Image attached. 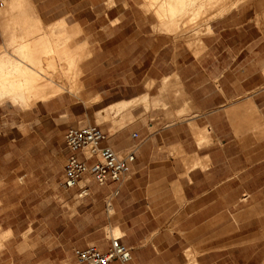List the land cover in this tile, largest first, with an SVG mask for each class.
<instances>
[{"label": "rangeland", "instance_id": "obj_1", "mask_svg": "<svg viewBox=\"0 0 264 264\" xmlns=\"http://www.w3.org/2000/svg\"><path fill=\"white\" fill-rule=\"evenodd\" d=\"M203 1H197L196 6ZM149 2L72 1L69 8L74 16L68 23L64 18L45 19L47 32L69 37L70 49L80 53V85L75 93L63 90L28 108L9 99L0 100V264H79L75 248L99 245L102 240L109 244L117 237L112 229L120 219L113 213L112 204L124 194L114 198V189L98 195L92 189L89 196H80L79 186L94 184L99 188L89 173L76 187L63 186L64 166L70 155L65 134L71 127L98 125L108 141L117 145L114 149L125 155L134 148L118 147L122 140L118 136L125 134L118 131L119 126L124 124H129L126 137L130 146L140 142L131 137L132 133L140 132L147 142L145 154L176 155L186 166V173L196 165L211 166L205 175L196 173L193 179L198 185H191V189H213L203 201L213 203L208 214H221L213 225L214 232L249 235L252 243L261 240L257 256L264 264V93L244 101L233 95L241 88L233 78L242 76L241 68L263 62V52L239 59L244 65L231 67L222 86L228 97L221 98L210 90L194 95L203 109L202 117L189 119L187 125L196 139L202 130L198 125H204L207 137L201 139L199 154H210L213 165L209 159L201 164L203 158L198 156L186 128L189 92L182 78L197 76V81L188 84L191 89L198 81H209L210 74L230 69L235 59L223 56L214 64L219 51L209 37L212 29H208L215 18L203 26L204 16L188 25L183 34L157 20L148 9ZM239 2L228 13L234 11L231 15L263 23L264 0ZM209 47L207 74H200L193 67H198L194 56ZM59 72L56 80H49L63 81ZM257 84H261L257 78L242 83L251 87ZM166 170L171 173L166 185L149 186L142 179L135 188L144 193L145 189H155L149 200L159 207L170 200V194L157 190L182 189L177 182L169 184L181 176L177 175L181 165L167 164ZM134 193L128 192L126 197L133 199Z\"/></svg>", "mask_w": 264, "mask_h": 264}, {"label": "crops", "instance_id": "obj_2", "mask_svg": "<svg viewBox=\"0 0 264 264\" xmlns=\"http://www.w3.org/2000/svg\"><path fill=\"white\" fill-rule=\"evenodd\" d=\"M8 1L9 0H5L4 3L0 5V9H2L4 4ZM72 1L79 0H20L22 5L21 13L22 16L30 19L32 23L45 30V28H47L45 27V19L47 18H64L65 22L68 23L69 18L74 16V13L70 10L71 8H69ZM234 7L219 16L221 18H215L216 20L212 22L211 26L209 23L208 29H212V33L209 37H212L219 51L218 55L214 56V64L216 65L221 57L227 56L231 59H235V61L231 63L230 69H225L220 73L217 72V74H210L209 81L203 80L202 84L198 81L193 84L191 89L188 87V84L192 80L197 81V76H183L182 78L183 84L187 85L186 92H189L186 98V102H189V105L186 106V128L197 148L198 156L203 158V161H200L201 164L207 162L209 159L210 165H213L210 154L207 152L202 155L199 154L203 148V146H201V139L207 137V134L203 130L204 125H198V128L202 129L197 132L198 139L194 137L190 129L191 127L187 125L194 117L196 120L202 117L201 111L203 109L198 104V100L194 98V95L196 96L198 93L210 90L221 98L228 97V92L224 91L222 86L225 82L224 80L227 78V74L232 70L231 67L244 65L239 59H244L251 54L257 57L260 54L259 51H262L264 55V21L259 24L256 18H252L250 22L248 19L246 20L240 17L241 15H239V17L238 15H231L234 11L231 13L228 12ZM262 13L264 15V11ZM4 39L2 26L0 25V46L4 45ZM211 49L212 47H209L200 56H194V63L197 64L198 67H193L197 69V72L200 74H207L206 61L211 58ZM235 50L237 52H235ZM249 66L252 67L247 69L241 68V77L235 76L233 78L235 81L234 83H236L237 86L240 84L241 87L240 90H236V92L233 93L234 97L240 99L239 101H244L243 99L245 98L247 100L264 93V61H257L255 64ZM178 75L180 76V74ZM254 78L261 81V84H257L253 87L242 85V83H247ZM257 106L260 107L258 104ZM258 127L257 125L252 128L255 129ZM123 130L125 134L122 133V135L119 134L120 136H118L122 139L118 147L122 150L134 148L136 155L135 160L130 165V170L120 180H110L103 185L98 184L99 188H95L96 185L94 184H86L87 189H85V195L89 196V194L92 193V189H95L93 190V194L97 195L101 192L110 194L112 192L110 189H114V198L124 194L112 204V209L113 213L118 214L120 219L115 225L121 233L119 239L132 249V259L127 264L262 263V257L257 256L261 251V240L252 243L253 237L249 235H231L222 234L217 231L214 232L213 225L219 222L221 214L218 212L208 214V208H210L213 203H206L203 201L213 189H191V185H198L195 183L196 180L193 179L196 173L200 172V175H205L211 169V166L205 167L196 165L186 173V166L180 157L169 154V152H164L159 154V156L156 154H145L147 142L141 139L140 132L135 131L132 133L131 137L136 141L140 140V142L134 146H130L131 143L126 137L127 127L118 131ZM248 131H251L250 128H248ZM135 133L137 136H133ZM155 135L153 134L154 138ZM153 136H151L150 139H152ZM103 144L110 145L115 149L117 147L114 142L108 141L107 134ZM163 150L165 151V149ZM167 164L172 166L175 164L181 165V172L177 173V175L180 174L181 176H179V178H173L169 184L174 185L177 182L181 185L182 189L157 190L158 192L160 191V193L170 194V200L160 204L159 207L152 204L149 200V194L155 191V189H145L144 193L143 189L135 188L136 186L138 187V183L142 179H146L147 185L149 186H156V184H161V186L166 185L168 177L171 175L170 171L166 170ZM186 180L188 181L187 185ZM79 187L80 189L78 190H84L81 189L83 188L82 186ZM194 190H196V192L190 196L189 193ZM177 191H179V194ZM128 192H135V197L133 199L127 198L126 195ZM139 192H141L140 196L143 194L142 197L137 196ZM196 231H202L203 233H196ZM109 244L102 240L99 245L96 246L106 250ZM76 249L79 248L74 249V255Z\"/></svg>", "mask_w": 264, "mask_h": 264}, {"label": "bare ground", "instance_id": "obj_3", "mask_svg": "<svg viewBox=\"0 0 264 264\" xmlns=\"http://www.w3.org/2000/svg\"><path fill=\"white\" fill-rule=\"evenodd\" d=\"M197 1L150 0L147 6L157 20L186 34L188 25L204 16L205 22L219 17L240 0H204L196 6ZM21 9L20 0H9L0 9V25L5 38L4 45L0 46V100L9 99L28 108L38 100L52 99L63 90L75 93L80 85L77 81L80 53L70 49L69 37L40 28L22 16ZM206 24L208 21L203 26ZM59 71L63 81L59 77L60 83L49 80H56L55 74ZM126 126L129 124L119 126V130ZM87 153L90 154L89 148ZM112 232L119 238L117 227Z\"/></svg>", "mask_w": 264, "mask_h": 264}, {"label": "built area", "instance_id": "obj_4", "mask_svg": "<svg viewBox=\"0 0 264 264\" xmlns=\"http://www.w3.org/2000/svg\"><path fill=\"white\" fill-rule=\"evenodd\" d=\"M4 1L0 0V5ZM105 139L106 134L98 125L71 127L67 130L65 145L70 150V155L63 173V186L66 189L76 187L87 173L100 185L110 180H120L128 173L131 163L136 158L134 150L120 155L112 146L103 144ZM88 148L90 154L87 153ZM82 189L84 190L80 196L86 194L87 188ZM75 255L79 264H127L132 259V249L119 238H112L106 250L89 245L76 249Z\"/></svg>", "mask_w": 264, "mask_h": 264}]
</instances>
